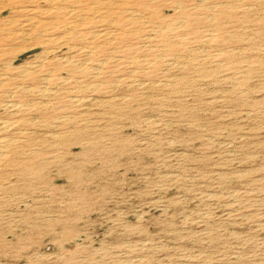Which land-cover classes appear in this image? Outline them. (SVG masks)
<instances>
[{
  "label": "rangeland",
  "instance_id": "374dc122",
  "mask_svg": "<svg viewBox=\"0 0 264 264\" xmlns=\"http://www.w3.org/2000/svg\"><path fill=\"white\" fill-rule=\"evenodd\" d=\"M52 1L0 0V264H264V0Z\"/></svg>",
  "mask_w": 264,
  "mask_h": 264
},
{
  "label": "bare ground",
  "instance_id": "6f19581e",
  "mask_svg": "<svg viewBox=\"0 0 264 264\" xmlns=\"http://www.w3.org/2000/svg\"><path fill=\"white\" fill-rule=\"evenodd\" d=\"M4 1V0H3ZM23 1V0H22ZM46 2H48V3H51V2H53L52 0H45ZM66 1V0H65ZM55 2V1H54ZM98 3V2H97ZM101 3V2H100ZM112 3V2H111ZM92 4V3H91ZM107 4V3H106ZM115 4V2L113 3V5ZM215 4V3H214ZM0 5L2 6V7H0V15L1 14H3L4 13V11L5 10H8L9 9V11H10V13H17V12H20L19 14L21 15V17L23 16V19H21L20 20V22H19V24H18V28L15 30V31H13V30H10V29H8V27H7V25L5 26V24H3V26L2 25H0V42H5L7 39H13V41L15 40V39H21V40H25L26 39V37L27 36H30L32 33H34L35 31H37L38 30V28H40L41 26L40 25H42L43 26V24H45L46 22L44 21V20H42L41 19V16L43 15V14H46L47 13V8H42V6H40V5H37V4H32V5H28V6H26L25 8L23 7V9H22V6H20L21 7V9L19 10L18 9V7H17V5H15V4H9V3H7L6 2V4L4 5V3L2 4L1 2H0ZM4 5V6H3ZM53 5V4H52ZM145 5V4H144ZM147 5V4H146ZM54 6H56V5H54ZM53 6V7H54ZM200 6V5H199ZM246 6H248V5H246ZM52 7V6H51ZM50 7V8H51ZM160 7V6H159ZM252 7V6H251ZM106 8V7H105ZM179 8V7H178ZM247 8V7H246ZM57 9V8H56ZM82 9V8H81ZM109 9H111V8H109ZM119 9V8H118ZM214 9H216V8H214ZM64 10V9H63ZM69 10V9H68ZM114 10H115V8H114ZM117 10V9H116ZM121 10H122V8H121ZM52 11H53V9H52ZM70 11V10H69ZM127 11V10H126ZM216 11V10H215ZM214 11V12H215ZM219 11V10H218ZM66 12V11H65ZM68 12V11H67ZM71 12V11H70ZM70 12H68L69 14H70ZM108 12H110L109 10H108ZM135 12H137V11H135ZM6 13V12H5ZM96 13V12H95ZM122 13V12H121ZM141 13V12H140ZM143 13V12H142ZM102 14V13H101ZM108 14V13H107ZM117 14V13H116ZM132 14V13H131ZM158 14V13H157ZM201 14V13H200ZM66 15H68L67 13H66ZM65 15V16H66ZM93 15V14H92ZM95 15V14H94ZM202 15V14H201ZM206 15V14H205ZM210 15V14H209ZM69 16V15H68ZM67 16V17H68ZM90 16V15H89ZM88 16V17H89ZM211 16H214L213 14L211 15ZM210 16V17H211ZM53 17V16H52ZM51 17V18H52ZM77 17H78V15H77ZM79 17H82V16H79ZM116 17V16H115ZM185 17V16H184ZM215 17V16H214ZM214 17H212L213 19H214ZM13 19L14 17H13V15L11 16H8V17H6L5 19H3V18H0V21H2V22H6V21H8L9 19ZM46 18V17H45ZM50 18V17H49ZM49 18H46V19H49ZM50 18V19H51ZM54 18V17H53ZM83 18V17H82ZM110 18V17H109ZM112 18V17H111ZM157 18V17H156ZM160 18V17H159ZM16 19V18H15ZM49 19V20H50ZM74 19H75V17H74ZM98 19H100V17L98 18ZM141 19V18H140ZM213 19H211L210 18V20H213ZM18 20V19H17ZM72 20V19H71ZM79 21V20H78ZM111 21H113V20H111ZM11 22H13V20L11 21ZM14 22H16V21H14ZM18 22V21H17ZM16 22V23H17ZM75 22H77V21H74V23ZM126 22V21H125ZM15 23V24H16ZM57 23V22H56ZM79 23V22H78ZM145 23V22H144ZM185 23V22H184ZM11 24V23H10ZM54 24V23H53ZM70 24V23H69ZM80 24V23H79ZM160 24V23H159ZM183 24V23H182ZM48 25V24H47ZM51 25V24H50ZM66 25H68V20H67V22H66ZM147 25V24H146ZM184 25V24H183ZM182 25V26H183ZM188 25V24H187ZM45 26V25H44ZM61 26V25H60ZM213 27V26H212ZM46 28V27H45ZM60 28V27H59ZM63 28H64V26H63ZM68 28V27H67ZM138 28V27H137ZM150 28V27H149ZM154 28V27H153ZM209 28V27H208ZM207 28V29H208ZM44 29V28H43ZM62 29V28H61ZM48 30V29H47ZM52 30V29H51ZM176 30V29H175ZM42 31V30H41ZM99 31V30H98ZM173 31V30H172ZM43 32H45V30L43 31ZM42 32V33H43ZM68 32V31H67ZM214 32H216V30L214 31ZM218 32V31H217ZM40 33V32H39ZM95 33V32H94ZM102 34V33H101ZM107 34V33H106ZM74 35V34H73ZM99 35H100V33H99ZM215 35V34H214ZM213 35V36H214ZM95 36V35H94ZM114 36V35H113ZM185 36V35H184ZM216 36V35H215ZM81 37V36H80ZM84 37V36H83ZM82 37V38H83ZM93 37V36H92ZM148 37V36H147ZM51 38V37H50ZM53 38V37H52ZM214 38V37H213ZM212 38V39H213ZM59 39V38H58ZM91 39V38H90ZM89 39V40H90ZM32 40V39H31ZM110 40V39H109ZM16 41V40H15ZM26 42V41H25ZM203 42V41H202ZM179 43H181V42H179ZM2 44H0V46H1ZM11 45V44H10ZM9 45V46H10ZM13 45V44H12ZM78 45H80V44H78ZM81 46V45H80ZM3 47V46H2ZM8 47V46H7ZM71 47V46H70ZM72 47H74V46H72ZM84 47V46H83ZM80 48V47H79ZM84 49V48H83ZM95 49H97V48H95ZM46 50V49H45ZM13 51H14V48H13ZM97 51V50H96ZM17 52H18V50H17ZM2 53V52H1ZM73 54V53H72ZM129 54V53H128ZM161 55V54H160ZM158 56V55H157ZM173 56V55H172ZM117 57V56H116ZM61 58V57H60ZM158 58V57H157ZM43 60V59H42ZM85 61H87V60H85ZM151 61V60H150ZM81 62V61H80ZM8 63V62H7ZM73 63V62H72ZM75 63H76V61H75ZM35 64V63H34ZM42 64V63H41ZM100 64H102L101 62H100ZM105 64V63H104ZM8 65V64H7ZM82 65V64H81ZM39 66V65H38ZM8 67V66H7ZM21 68V67H20ZM40 68H41V66H40ZM79 68V67H78ZM95 68V67H94ZM31 69V68H30ZM84 69V68H83ZM102 69V68H101ZM149 69V68H148ZM53 70V69H52ZM27 71V70H26ZM35 71V70H34ZM17 77V76H16ZM48 77V76H47ZM24 78V77H23ZM49 78V77H48ZM71 78V77H70ZM77 79V78H76ZM4 83V82H3ZM92 83V82H91ZM101 83V82H100ZM117 83V82H116ZM2 84V83H1ZM30 84V83H29ZM44 84H46V83H44ZM81 84V83H80ZM49 85V84H48ZM98 85V84H97ZM21 86V85H20ZM101 85L99 84V87H100ZM28 87H30V86H28ZM102 87V86H101ZM46 88H47V86H46ZM45 88V89H46ZM103 88V87H102ZM25 89H26V87H25ZM147 90V89H146ZM69 91V90H68ZM47 92V91H46ZM10 95H11V93H10ZM49 97V96H48ZM78 98V97H77ZM72 99V98H71ZM79 99H80V97H79ZM80 101V100H79ZM5 102V101H4ZM11 103V102H10ZM29 103V102H28ZM15 104V103H14ZM45 104V103H44ZM80 104V103H79ZM6 105V104H5ZM11 105H12V103H11ZM7 106V105H6ZM23 106V105H22ZM30 107V106H29ZM31 108V107H30ZM9 109V108H8ZM19 111V110H18ZM9 121V120H8ZM5 138H7V137H5ZM8 139V138H7ZM11 140V139H10ZM7 142V141H6ZM11 143H12V141H11ZM3 147V146H2ZM1 149V148H0ZM3 149V148H2ZM1 149V150H2ZM2 155V154H1ZM5 155V154H4ZM1 160V159H0Z\"/></svg>",
  "mask_w": 264,
  "mask_h": 264
}]
</instances>
